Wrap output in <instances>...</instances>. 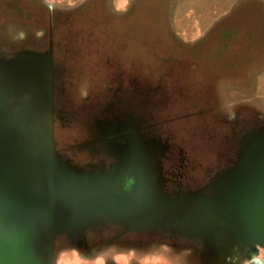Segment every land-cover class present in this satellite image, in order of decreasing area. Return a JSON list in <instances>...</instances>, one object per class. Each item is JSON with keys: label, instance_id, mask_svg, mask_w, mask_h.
Returning a JSON list of instances; mask_svg holds the SVG:
<instances>
[{"label": "rangeland", "instance_id": "1", "mask_svg": "<svg viewBox=\"0 0 264 264\" xmlns=\"http://www.w3.org/2000/svg\"><path fill=\"white\" fill-rule=\"evenodd\" d=\"M0 70V129L31 100L32 152L72 173L42 264H264L225 218L242 156L261 166L264 0H0ZM4 146L0 181L33 169Z\"/></svg>", "mask_w": 264, "mask_h": 264}, {"label": "water", "instance_id": "2", "mask_svg": "<svg viewBox=\"0 0 264 264\" xmlns=\"http://www.w3.org/2000/svg\"><path fill=\"white\" fill-rule=\"evenodd\" d=\"M20 70L22 67L15 70L14 75L11 74L12 78H20ZM34 77L39 80L44 74L42 72V76ZM38 88L34 91L35 96L43 98L44 89ZM31 95L34 96V93ZM27 103L30 106L28 108ZM43 104V101H40L42 116L45 114L44 106H47ZM20 109L17 118L15 110L10 112L9 119L4 117L0 140L5 144L4 151L8 166H11V163L13 166L16 165L15 155H11L13 153L11 139H14L20 142L21 159H26L23 165L33 169L12 170L11 181H0V264H42L38 247L36 248L37 241L53 239L59 226L71 223V219L65 216L69 214L71 208L67 199L71 189L72 173L65 170L64 167L68 168L65 164L56 161L51 148L45 147L44 158L37 152H32L30 145L37 147V144L36 142L31 144L33 140L30 138H35L39 132L25 129L28 127V121L37 125L31 100L23 101ZM12 117H15L14 122ZM12 130L15 135H12ZM33 133L35 135L30 136ZM252 139L256 143L254 148L262 151V155L259 154L258 158L253 159L259 161L261 166L255 168L253 173H249L247 164L248 162L251 164V160L246 161V155L242 156L243 168L233 175L242 177L243 184L241 183L242 186L234 193L227 192L226 199L229 200V206L226 207L228 214L225 218L231 228L233 227L239 234L256 240L264 246V129ZM44 160L48 163L42 167ZM35 165H39V170Z\"/></svg>", "mask_w": 264, "mask_h": 264}, {"label": "flooded vegetation", "instance_id": "3", "mask_svg": "<svg viewBox=\"0 0 264 264\" xmlns=\"http://www.w3.org/2000/svg\"><path fill=\"white\" fill-rule=\"evenodd\" d=\"M10 67V66H9ZM8 69H10V68H8ZM8 74L9 75H11V70H9V72H8ZM32 75L33 74H31V77L29 78L31 81H32V79H33V77H32ZM24 78V81L28 84V75L25 77H23ZM22 79V78H21ZM30 85V84H29ZM10 87H11V85H10ZM11 89V88H10ZM71 141V140H70ZM70 147H72L71 145H70ZM58 154H59V157H61V159H65V158H67L68 159V161L70 162V163H72L73 162V160H74V155H73V152L71 151H69V152H65V151H63V150H61L60 148H58ZM78 152L81 154V156H80V159L81 160H79V161H84V162H86L87 161V159H88V157H89V155H88V153H87V150L86 149H84V151H82V152H80L79 150H78ZM58 161V160H57ZM59 162V161H58ZM59 163H61L62 164V162H59ZM88 168H86L85 166L83 167V170L85 171V170H87ZM100 169V168H99ZM99 169H97V170H99ZM77 170V169H76Z\"/></svg>", "mask_w": 264, "mask_h": 264}, {"label": "snow or ice", "instance_id": "4", "mask_svg": "<svg viewBox=\"0 0 264 264\" xmlns=\"http://www.w3.org/2000/svg\"><path fill=\"white\" fill-rule=\"evenodd\" d=\"M253 264H259V261L255 257H253Z\"/></svg>", "mask_w": 264, "mask_h": 264}, {"label": "clouds", "instance_id": "5", "mask_svg": "<svg viewBox=\"0 0 264 264\" xmlns=\"http://www.w3.org/2000/svg\"><path fill=\"white\" fill-rule=\"evenodd\" d=\"M261 258L264 259V256H262Z\"/></svg>", "mask_w": 264, "mask_h": 264}]
</instances>
